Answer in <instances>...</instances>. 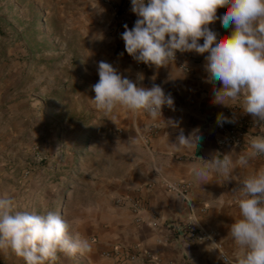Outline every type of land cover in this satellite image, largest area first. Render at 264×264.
<instances>
[{
    "label": "crops",
    "instance_id": "0c3cea01",
    "mask_svg": "<svg viewBox=\"0 0 264 264\" xmlns=\"http://www.w3.org/2000/svg\"><path fill=\"white\" fill-rule=\"evenodd\" d=\"M76 7L81 15L79 29L83 42L95 63L90 70L93 80L87 95L95 96L91 86L99 80L98 62L105 61L118 74L144 87L160 85L165 94H171L174 106H165L163 116L156 120L147 115L134 117L117 109L112 113L115 123L103 117L91 103L89 109L94 112L96 123L114 132L96 137L97 141L115 144L111 147L113 157H103L102 166L90 172L91 179L81 181L80 207L74 220L67 219L69 235L86 238L90 249L73 256L60 253V263L154 264L142 255L126 260L124 250L116 257L108 254L114 247L122 246L148 250L156 256L158 264H225L218 258L219 249H209V245L215 241L221 242L226 252L234 249L227 237L230 225L240 218L233 189L238 181L264 169V157L248 156L246 146L217 141L221 126L216 118L227 106L213 103V85L205 83L207 73L203 65L207 53L177 52L174 64L159 69L149 67L126 52L110 3L80 0ZM222 13L223 9H218L217 15ZM210 27L220 36L231 32L219 20ZM9 43L0 38V122L19 110L16 100L7 103L10 91L5 77L7 69L16 66L15 71L22 73L21 59L29 54L23 41L15 42L14 46ZM13 55L16 59L7 68ZM139 73H143V81L137 80ZM215 87L222 85L217 82ZM244 119L253 121L251 115H243L240 109L236 122ZM181 130L185 135L194 133L202 137L194 153L174 143ZM101 153L107 155V147ZM228 153L231 157L228 172L213 170L212 179L206 183L189 174L191 165H204L215 155L222 157ZM245 159L247 162L242 163ZM180 182L189 183L187 192L169 185ZM120 198L122 202H118ZM187 222H192L206 236L190 239L183 227Z\"/></svg>",
    "mask_w": 264,
    "mask_h": 264
},
{
    "label": "clouds",
    "instance_id": "9594fccd",
    "mask_svg": "<svg viewBox=\"0 0 264 264\" xmlns=\"http://www.w3.org/2000/svg\"><path fill=\"white\" fill-rule=\"evenodd\" d=\"M218 9H223L220 16ZM130 10L138 18L133 27L124 25L121 38L136 62L159 69L174 64L177 52L207 53L203 68L205 83L213 85V103L236 105L243 115H251L254 126L264 124V0H131ZM217 20L231 32L218 35L210 27ZM97 71L99 80L91 86L93 107L115 123L112 113L117 109L156 120L165 106H174L171 94L160 85L144 87L105 61L98 62ZM143 79L139 73L137 80ZM217 82L222 87H215ZM216 123L223 126L235 120L220 113ZM135 131L139 135L140 130ZM201 139L181 130L174 143L194 153ZM245 143L248 156L264 155V136L245 137ZM230 163L229 153L215 155L188 171L206 183L213 170L228 172ZM233 192L240 218L230 225L227 237L234 249L226 252L215 241L209 249H219L218 258L225 264H264V169L238 181ZM89 249L86 238L69 235V224L60 214L22 211L11 196L0 197V253L5 258L12 254L24 264H54L60 253L73 256Z\"/></svg>",
    "mask_w": 264,
    "mask_h": 264
},
{
    "label": "rangeland",
    "instance_id": "374dc122",
    "mask_svg": "<svg viewBox=\"0 0 264 264\" xmlns=\"http://www.w3.org/2000/svg\"><path fill=\"white\" fill-rule=\"evenodd\" d=\"M79 2L0 0V38L12 46L23 41L29 53L21 59L22 73L13 66L5 75L7 103L16 100L19 110L0 122V197L11 196L19 210L52 211L66 221L80 207L81 181L91 179L103 157H113L115 145L96 140L114 132L96 123L89 109L95 63L79 29ZM0 264L24 261L0 253ZM54 264H61L59 254Z\"/></svg>",
    "mask_w": 264,
    "mask_h": 264
},
{
    "label": "built area",
    "instance_id": "2783aa9c",
    "mask_svg": "<svg viewBox=\"0 0 264 264\" xmlns=\"http://www.w3.org/2000/svg\"><path fill=\"white\" fill-rule=\"evenodd\" d=\"M103 1H106L112 5V18L116 24L117 31L120 34L125 31V24H127L129 28L132 27L137 15L130 10L131 0ZM239 112L240 108H238L236 105L227 106L225 108L223 115L234 119L235 123H224L223 126L220 127L219 134L217 136V141L219 143H233L239 146L248 147V145L245 143V137L264 136V124L254 126L253 121H248L245 119L241 122H236ZM259 156L264 157V155ZM169 185L171 188L179 189L182 192H187V189L189 188L188 182L171 183ZM118 202H122V198L118 199ZM183 227L185 234L190 239L200 240L202 239V237L206 236V233L201 232L197 227L193 225L192 222H187L186 224H184ZM120 250H124L126 260H135L138 256L142 255L143 257H145V259L149 260L150 262L158 264L156 256L145 249L142 250L138 248H126L122 246H116L108 254H113L116 257L117 253L120 252Z\"/></svg>",
    "mask_w": 264,
    "mask_h": 264
}]
</instances>
